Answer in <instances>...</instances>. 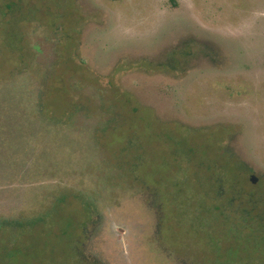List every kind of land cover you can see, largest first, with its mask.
Wrapping results in <instances>:
<instances>
[{
    "label": "rangeland",
    "instance_id": "374dc122",
    "mask_svg": "<svg viewBox=\"0 0 264 264\" xmlns=\"http://www.w3.org/2000/svg\"><path fill=\"white\" fill-rule=\"evenodd\" d=\"M1 8L0 264H264V0Z\"/></svg>",
    "mask_w": 264,
    "mask_h": 264
},
{
    "label": "trees",
    "instance_id": "16d2710c",
    "mask_svg": "<svg viewBox=\"0 0 264 264\" xmlns=\"http://www.w3.org/2000/svg\"><path fill=\"white\" fill-rule=\"evenodd\" d=\"M12 3L10 4V5H8L9 6V8H10V10H12V8H13V1H11ZM3 8H1V10L0 11H2V13H3ZM3 15H6L5 13H3ZM192 45H193V43L190 45L191 47H192ZM38 96V95H37ZM37 107H38V109H31V113L34 115V117H36L37 119H40V118H43V119H47V120H53V119H55V118H57V116H55V115H53V114H50L46 109H43V107H42V100H41V96L39 97V100H38V103H37ZM71 113V112H70ZM68 115H69V112L67 113ZM68 115H66L65 117H63V118H67V116ZM72 115L70 114L69 115V117H71ZM30 117V116H29ZM85 204V203H84ZM251 212V211H250ZM244 213H247L246 211H244ZM249 215H250V213H249ZM251 221H253V222H255V224H257V226L259 227V228H262V229H264V223L261 221V219H260V217H262L263 215L262 214H252L251 213ZM247 220V219H246ZM6 223V222H5ZM246 223H248V221L246 222ZM4 227V223H1L0 224V227Z\"/></svg>",
    "mask_w": 264,
    "mask_h": 264
},
{
    "label": "water",
    "instance_id": "95a60500",
    "mask_svg": "<svg viewBox=\"0 0 264 264\" xmlns=\"http://www.w3.org/2000/svg\"><path fill=\"white\" fill-rule=\"evenodd\" d=\"M258 179H259V178H258L256 175H254V174L251 176V181H252L253 183H257V182H258Z\"/></svg>",
    "mask_w": 264,
    "mask_h": 264
}]
</instances>
